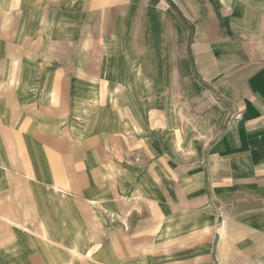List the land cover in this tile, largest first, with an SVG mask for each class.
I'll return each mask as SVG.
<instances>
[{
	"label": "crops",
	"instance_id": "crops-1",
	"mask_svg": "<svg viewBox=\"0 0 264 264\" xmlns=\"http://www.w3.org/2000/svg\"><path fill=\"white\" fill-rule=\"evenodd\" d=\"M104 3L0 0V264H264V0Z\"/></svg>",
	"mask_w": 264,
	"mask_h": 264
},
{
	"label": "rangeland",
	"instance_id": "rangeland-1",
	"mask_svg": "<svg viewBox=\"0 0 264 264\" xmlns=\"http://www.w3.org/2000/svg\"><path fill=\"white\" fill-rule=\"evenodd\" d=\"M113 1L114 0H111L112 5H113ZM107 6H108V3H107ZM96 9H97V13H98L97 20H98V25H99L100 20L102 18H104V11H105L104 0H96Z\"/></svg>",
	"mask_w": 264,
	"mask_h": 264
},
{
	"label": "bare ground",
	"instance_id": "bare-ground-1",
	"mask_svg": "<svg viewBox=\"0 0 264 264\" xmlns=\"http://www.w3.org/2000/svg\"><path fill=\"white\" fill-rule=\"evenodd\" d=\"M74 251V250H73Z\"/></svg>",
	"mask_w": 264,
	"mask_h": 264
}]
</instances>
